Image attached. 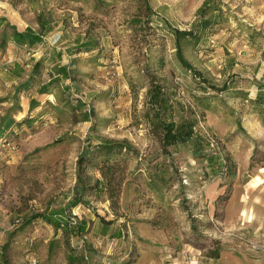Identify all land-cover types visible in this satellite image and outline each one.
I'll return each mask as SVG.
<instances>
[{
  "label": "rangeland",
  "instance_id": "obj_1",
  "mask_svg": "<svg viewBox=\"0 0 264 264\" xmlns=\"http://www.w3.org/2000/svg\"><path fill=\"white\" fill-rule=\"evenodd\" d=\"M10 1L27 22L36 23L39 14L59 31V46L71 51L63 48L70 78L60 84L67 87L73 105L76 100L81 104L79 110H60L51 94L49 105L43 101L37 111L14 116L24 122L6 134L16 149L0 150V156L13 157L7 165L0 162V244L28 213L65 202L74 181L75 157L86 136L93 141L126 139L136 149L135 155L121 153L114 159L121 182L112 202L104 194L88 196L90 207L77 210L86 221L84 232L66 238L60 230L35 220L15 233L11 261L24 264L26 249L41 264H210L207 253L216 246L217 255L233 253L244 263V253L261 255L264 242H221L219 233L232 209L229 205L225 211L227 200L244 180L236 178L237 171L250 174L264 166L257 160L264 151V129L252 137L240 126L243 111L264 112V107L247 98L259 84L264 85V0H212L218 10L206 16L214 13L216 22L200 33L196 46L182 47L183 56L205 79L203 90L175 64L173 38L167 29H187L203 0H146L153 13L148 28L130 21L137 0ZM87 36L97 39V47L72 54L75 41ZM160 58L163 73L170 72L168 78L178 83L183 103L193 104L190 92L209 99L203 121L196 126L210 141L203 154L229 159L232 174L216 161L208 166L205 158H193L188 144L170 148L169 156L158 154L144 124H134L133 117L142 109L143 89L132 96L127 81L137 77V68L155 67ZM18 59L29 62L27 74L33 58L19 55ZM40 71L44 81L46 72ZM37 85L29 90L35 92ZM208 85L227 90H212ZM53 91L64 95L58 85ZM87 107L91 112L84 121ZM192 109L199 113L202 108L192 105ZM64 133L70 138L58 140ZM154 163L172 165L170 178L159 192L147 188V172ZM86 172L92 178L97 175L93 167ZM52 239L55 245L47 255ZM183 253L191 256L190 263Z\"/></svg>",
  "mask_w": 264,
  "mask_h": 264
},
{
  "label": "trees",
  "instance_id": "obj_2",
  "mask_svg": "<svg viewBox=\"0 0 264 264\" xmlns=\"http://www.w3.org/2000/svg\"><path fill=\"white\" fill-rule=\"evenodd\" d=\"M137 1L139 2L137 11L132 13L130 21L132 24L138 25V27L146 26L148 28V26H150L149 23L153 20V13L147 5L146 0ZM212 2V0L201 1L195 10V17L187 29L167 27L173 38V60L175 64L184 73H188L191 78L196 80L195 86L200 90L205 88L204 85H202L206 83L205 79L201 72L192 66L183 56L182 47L185 44L196 46L200 40V33L210 27L213 22H216L214 13L213 15L206 16L209 11L214 12L218 10V7L213 6ZM0 19H4V17L0 16ZM35 20L37 25L36 30H32L28 26H25L22 30H17L16 27L14 28L12 25L8 24L7 26L11 31L6 34L4 33L1 41L4 42L6 39H11L17 46L25 47L32 51H34L37 46H39L38 48L40 49L42 45L41 37L51 28V25L39 14L36 15ZM96 40L97 39L93 36H87L83 40H76L72 54L93 50L98 45ZM65 49L67 52H71L68 47H65ZM56 56L59 57V53ZM43 59L41 55L36 60H33L26 79L19 82L14 87L10 97V104L4 109L0 116V138L7 139L6 134L12 131L10 130L11 127L24 122L23 119L20 121L14 119V115L20 110L17 99L21 92L27 94L29 88L36 83H38L36 92L38 94H52L60 110L73 111L80 109L81 103L76 100V104L73 105L69 99L67 87L60 84L62 80L70 78L69 69L67 68L68 65L61 64L55 66L54 72H46L48 76L46 77L48 79L43 81L40 78V70L43 69ZM28 60L32 59L29 58ZM23 64L29 65V62H23ZM162 70L163 60L160 58L157 59L155 67L143 65L141 68H137V77L128 79L127 85L132 96H135L139 89H143L142 109L133 117L134 124H144L147 135L155 140L157 144L156 151L158 154L169 156L170 148L175 149L179 144H188L189 151L193 158H205L208 166L216 161L217 164L221 166V169L224 165V169L227 170L226 172L228 173L229 171V173L231 172L230 174H232V167L229 159L227 161L222 157L218 159L215 154H203L207 152L210 141H208L209 138L199 133L196 126L198 122L203 121L202 111L207 108L209 99L190 92L193 104H190V106L189 104L183 103L178 95V83L168 78L171 75L170 72H168L169 74L163 73ZM21 72L22 70L19 67V70H16L14 74L20 76L22 74ZM57 85L60 87V93H64L62 97H60L59 93L53 91V87ZM207 87L216 91L227 90L224 86L220 89H217V87L213 85H208ZM36 102L37 101L33 99H29L27 110L34 108L37 104ZM44 102L45 106L50 104L47 101ZM251 104L257 107H264V85L259 84L257 86V91L254 98L251 100ZM192 105L200 106L202 108L201 111L197 113L192 109ZM90 112L91 111H88V113L83 112L82 120L86 121ZM258 112L261 113L260 111ZM260 120L264 124V112L261 113ZM69 138L70 137L64 133L58 137V140H66ZM211 138L213 140V137ZM121 153L135 155L136 149L126 139L117 140L102 138L93 141L89 136H86L83 139V145L75 157L74 181L67 192L65 202L55 207L48 208L46 206L47 209L44 207L41 211H34L25 215L15 229L10 230L6 234L5 240L0 244V264H18L13 263L10 259L15 233L22 231L35 220H40L52 226L55 230H60L66 238L84 232L86 229V221L79 217L77 210L83 206L87 208L90 207L86 199L88 196L104 194L107 197L106 199L111 202L117 196L121 179L118 176L114 159ZM4 156V158H0V162H4L3 159L7 158L6 154ZM257 160L264 161V151H262L261 156ZM171 166L172 165L165 166L163 163H154L152 171L147 172L148 177L146 179L147 188L150 192H159L160 187L166 184L171 175ZM88 167H93L95 169L97 174L95 177L92 178V176L87 174L86 169H88ZM69 215L77 217L75 224H65V219ZM104 222L110 223L111 220ZM54 245V239L49 240L47 255L51 253ZM207 256L210 258H217V246L209 251ZM68 258L70 262L73 261V257L69 254Z\"/></svg>",
  "mask_w": 264,
  "mask_h": 264
},
{
  "label": "crops",
  "instance_id": "obj_3",
  "mask_svg": "<svg viewBox=\"0 0 264 264\" xmlns=\"http://www.w3.org/2000/svg\"><path fill=\"white\" fill-rule=\"evenodd\" d=\"M0 16L4 17V19H0V61L10 60V68L8 71L4 72L0 69L1 116L6 108L5 106L10 104V97L13 93L14 86L26 79L28 73L24 74V71H26V68L29 66L23 64V62L18 59L20 55L19 47L11 39H6L4 42L1 41L2 35L11 31L7 26L8 24L12 25L14 28L16 27L17 30H22L25 26L30 27L32 30H36L37 25L36 23H29L27 20L23 19L15 8H13V4H11L10 0H0ZM58 32V30L50 28L41 37L42 45L40 49L38 48L39 46H37L38 51L34 55L33 60H36L41 55L43 56V72L52 73L55 66L64 64L62 52L65 46H59L61 41L57 42ZM55 36L56 38L54 39ZM58 53L59 57L56 56ZM19 67L22 70V74L17 76L14 73L16 70H19ZM42 76L43 74L41 73L40 78H43ZM47 77H45L44 81L48 79ZM4 82L8 83L7 87L3 85ZM255 94L256 91H253L252 94L250 93L247 95V98L252 100ZM50 96L51 94H38L36 91L33 92L32 89L28 90L27 94L21 92L17 99L20 110L17 111L15 115L22 116L24 113L30 114L31 111H37L41 107L43 101H47L48 103L52 102V99L49 98ZM29 99L37 101V104L31 110H27ZM243 101H246V99L243 98ZM260 116L261 113L258 112V109H249L241 113L240 126L243 127L247 133L249 132V135L252 137L259 136H254V132H260L261 129H264V124L261 122ZM13 128L14 127H11L10 130H13ZM6 156L7 158L3 159L4 164L7 165L9 162L12 163L13 157L8 154H6ZM4 157L5 156L2 155L0 158ZM18 157L19 155L16 156V159ZM243 174L244 171L242 169L237 171L236 178L240 176L239 178L244 177V180L237 187V191L232 193L231 197L227 200L225 211L229 205L232 206V209L228 215L226 213L227 217L225 218L224 231L219 233L221 242H264V166L256 168L250 174ZM257 179L260 182L256 183ZM1 221L3 222V219H1ZM260 251L261 255L258 256L244 253L245 263L238 261V257L233 253H219L217 258L208 257V259L209 262L213 264H264V249L260 248Z\"/></svg>",
  "mask_w": 264,
  "mask_h": 264
},
{
  "label": "built area",
  "instance_id": "obj_4",
  "mask_svg": "<svg viewBox=\"0 0 264 264\" xmlns=\"http://www.w3.org/2000/svg\"><path fill=\"white\" fill-rule=\"evenodd\" d=\"M20 49V58H33L34 55L37 53L38 48H36L34 51L27 49L25 47H21L18 46ZM10 60H1L0 61V69L4 72L8 71L10 68ZM4 86H8L7 82L3 83ZM87 111H88V107H87ZM199 125V123H198ZM1 148L6 149V150H15L16 149V145L13 141H9L8 139L5 138H0V150ZM221 158V157H220ZM1 214V211H0ZM77 221V217L74 215H69L66 217L65 219V224L67 225H73L75 224ZM14 222H17V220H15ZM31 240V239H29ZM189 263L191 261V256L187 255L186 253H183L182 255ZM23 263L24 264H40L37 256L35 255V253L29 249H26L23 253Z\"/></svg>",
  "mask_w": 264,
  "mask_h": 264
}]
</instances>
